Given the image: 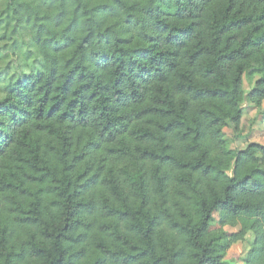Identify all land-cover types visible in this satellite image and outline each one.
<instances>
[{
  "label": "trees",
  "instance_id": "1",
  "mask_svg": "<svg viewBox=\"0 0 264 264\" xmlns=\"http://www.w3.org/2000/svg\"><path fill=\"white\" fill-rule=\"evenodd\" d=\"M244 102L264 0H0V264H264Z\"/></svg>",
  "mask_w": 264,
  "mask_h": 264
},
{
  "label": "rangeland",
  "instance_id": "2",
  "mask_svg": "<svg viewBox=\"0 0 264 264\" xmlns=\"http://www.w3.org/2000/svg\"><path fill=\"white\" fill-rule=\"evenodd\" d=\"M258 77H254L253 81L250 82V76L244 77V90L245 92L250 91ZM242 111L244 114L241 133L237 135L234 131V126L229 123L226 130L230 147L234 150L245 149L249 143H256L264 146V106L261 109L256 108L248 102H244L242 105ZM218 216L215 214V219ZM217 224L215 223L213 229H216ZM229 234L236 233L239 231L238 228H226ZM254 235L249 234L245 241L234 245L228 253L226 258V264H245L247 254L254 243Z\"/></svg>",
  "mask_w": 264,
  "mask_h": 264
}]
</instances>
